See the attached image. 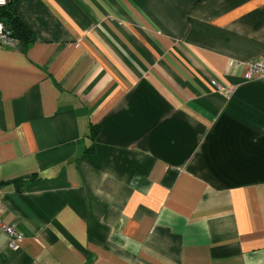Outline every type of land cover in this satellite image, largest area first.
<instances>
[{
	"label": "crops",
	"instance_id": "1",
	"mask_svg": "<svg viewBox=\"0 0 264 264\" xmlns=\"http://www.w3.org/2000/svg\"><path fill=\"white\" fill-rule=\"evenodd\" d=\"M12 1L0 264H264V0Z\"/></svg>",
	"mask_w": 264,
	"mask_h": 264
},
{
	"label": "built area",
	"instance_id": "2",
	"mask_svg": "<svg viewBox=\"0 0 264 264\" xmlns=\"http://www.w3.org/2000/svg\"><path fill=\"white\" fill-rule=\"evenodd\" d=\"M7 1L8 0H0V7L5 5ZM16 40L15 37L11 36L10 30L0 19V44L13 46L16 43ZM228 64L231 68L243 67L244 71L242 76L245 80L259 79L264 82V58L250 61L230 60ZM211 83L216 89H225V86L216 79H212ZM0 230L5 232L7 236V245L11 249L19 247L21 234L15 229L13 224L0 221Z\"/></svg>",
	"mask_w": 264,
	"mask_h": 264
},
{
	"label": "trees",
	"instance_id": "3",
	"mask_svg": "<svg viewBox=\"0 0 264 264\" xmlns=\"http://www.w3.org/2000/svg\"><path fill=\"white\" fill-rule=\"evenodd\" d=\"M0 19L4 25L10 30L11 36L15 37L23 44H28L32 40V34L29 27L19 17L15 9L13 8V1L8 0L7 3L0 7ZM98 125H91V136L95 137L98 133ZM3 180L0 177V184Z\"/></svg>",
	"mask_w": 264,
	"mask_h": 264
}]
</instances>
